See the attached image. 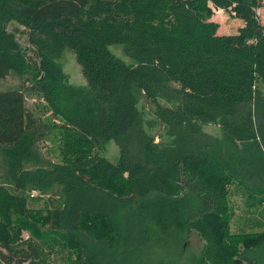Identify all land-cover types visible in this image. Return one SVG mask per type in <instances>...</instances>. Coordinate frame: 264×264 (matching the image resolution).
Wrapping results in <instances>:
<instances>
[{
    "label": "trees",
    "instance_id": "16d2710c",
    "mask_svg": "<svg viewBox=\"0 0 264 264\" xmlns=\"http://www.w3.org/2000/svg\"><path fill=\"white\" fill-rule=\"evenodd\" d=\"M214 6L242 19L236 33H219ZM263 7L0 0V76L21 79L0 88V264H52L60 252L67 264H186L162 251L194 229L207 240L201 264H264V228L233 232L229 198L236 184L249 208L264 205ZM67 46L86 84L59 61ZM27 90L50 116L28 107ZM158 122L162 131L151 132ZM56 128L60 161L40 146ZM112 138L118 162L101 153ZM34 188L53 195L43 207L30 205Z\"/></svg>",
    "mask_w": 264,
    "mask_h": 264
},
{
    "label": "rangeland",
    "instance_id": "374dc122",
    "mask_svg": "<svg viewBox=\"0 0 264 264\" xmlns=\"http://www.w3.org/2000/svg\"><path fill=\"white\" fill-rule=\"evenodd\" d=\"M215 11L213 18L216 19L220 24L219 33L232 32L236 33L239 29V25L242 24L241 18L234 17L231 12L226 10ZM260 18L264 22V7L261 8ZM19 28L20 30H24V26L18 25L17 22H11L9 28ZM19 40L25 45L28 43L27 34L22 33L21 31L17 32ZM113 51H115L118 55L120 54L127 61L131 62L130 58L125 55L121 45H112ZM59 61L63 64L65 72L68 73L70 80L72 83L80 85L81 83H87V79L85 73L83 72L82 65L78 62L76 58L75 51L72 47L67 46L63 51ZM21 79L15 73L8 74L6 76H0V88H11L13 86H20ZM139 105L140 107H144L146 111L145 117L147 120L149 118H154L153 105L148 101H146L144 96L140 97ZM160 101L167 102L165 97H161ZM26 103L28 107L37 115L42 116H50L49 111L45 108V101L42 97L32 94L30 91H26ZM55 120L58 121L57 118ZM158 124V125H157ZM155 124H147L148 129L153 133H159L162 131L161 124L158 122ZM204 128L212 134H222L221 127L218 123L216 124H204ZM158 138L157 140H159ZM61 139L59 129H55L54 132L50 135V137L42 140L40 143L42 153L49 160L52 161H60L62 160L61 154ZM102 155L108 157L109 159L118 162L120 159V149L115 139L112 138L109 140L107 148L103 150ZM230 202L231 208L233 209V217L231 219V229L236 232L243 231H256L264 228V205H260L259 208H249L250 202L248 201V196L246 195V190L242 187H238L236 184H232L230 186ZM44 193V192H43ZM49 193V192H45ZM51 193H49L50 195ZM52 195V194H51ZM53 196V195H52ZM47 196H39L38 198L31 199L30 205L36 206V208L43 207L45 205ZM257 226V227H256ZM263 227V228H262ZM23 237L26 239L29 237V232L27 230L23 231ZM207 245V240L205 237L198 232V230L194 229L192 234L185 238L182 237L179 243H174L171 241L170 246H167L165 250L162 252L172 258V260L182 261L186 264H201L199 260L204 253V248ZM51 255V263L52 264H67L68 260L64 258L65 252H60L58 254H50ZM202 264H204L202 262Z\"/></svg>",
    "mask_w": 264,
    "mask_h": 264
},
{
    "label": "built area",
    "instance_id": "2783aa9c",
    "mask_svg": "<svg viewBox=\"0 0 264 264\" xmlns=\"http://www.w3.org/2000/svg\"><path fill=\"white\" fill-rule=\"evenodd\" d=\"M214 10L217 11V8L215 6H214ZM219 10H223V9L219 8ZM256 10H257V13L259 14L261 13V8H257ZM31 195L36 196V197L37 196H50L49 193H45V192L43 193V191L35 189V188L31 191Z\"/></svg>",
    "mask_w": 264,
    "mask_h": 264
}]
</instances>
